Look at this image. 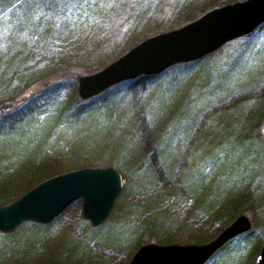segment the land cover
I'll list each match as a JSON object with an SVG mask.
<instances>
[{"label": "rangeland", "instance_id": "1", "mask_svg": "<svg viewBox=\"0 0 264 264\" xmlns=\"http://www.w3.org/2000/svg\"><path fill=\"white\" fill-rule=\"evenodd\" d=\"M243 1L0 0V144L18 152L0 157V206L42 172L112 165L123 180L100 226L77 200L0 232V264H127L143 244H205L240 214L254 241L241 234L225 263L205 264H250L264 245V22L198 60L78 94L79 77L140 42Z\"/></svg>", "mask_w": 264, "mask_h": 264}, {"label": "water", "instance_id": "2", "mask_svg": "<svg viewBox=\"0 0 264 264\" xmlns=\"http://www.w3.org/2000/svg\"><path fill=\"white\" fill-rule=\"evenodd\" d=\"M263 22L264 0H245L213 9L177 30L140 42L102 70L79 77L78 94L82 100H88L121 82L198 60L248 35ZM122 186V177L112 165L53 176L0 206V232H12L27 221L47 224L77 200L81 202L82 219L92 227L100 226L109 217ZM251 226L248 217L240 214L205 244H143L128 264H205ZM253 264H264V245Z\"/></svg>", "mask_w": 264, "mask_h": 264}, {"label": "trees", "instance_id": "3", "mask_svg": "<svg viewBox=\"0 0 264 264\" xmlns=\"http://www.w3.org/2000/svg\"><path fill=\"white\" fill-rule=\"evenodd\" d=\"M142 78V77H141ZM14 142L15 141H12V145L13 146H9L8 144H9V141L8 142H5L4 141V144L3 143H1L0 144V157H5L6 156V158H4V159H7V156L8 157H10V158H12L13 157V154L11 153L12 151H14L15 150V146H14ZM9 146V147H8ZM2 147H5V148H3L2 149ZM15 152L16 153H14V156H15V154L17 155L18 154V152H17V150H15ZM24 159H25V157L24 156H22ZM4 159H2V160H4ZM43 172L42 173H39V175H37V176H33L32 178H28V180L26 179V182H25V186H26V189H30L33 185H36V184H39V180H40V178H42L43 179ZM44 175H46V174H44ZM45 177V176H44ZM12 184V183H11ZM8 187V185L6 184V183H1V185H0V204L1 203H3L5 200H6V195H5V193H7V190H10V189H8L7 188ZM230 216V215H229ZM234 215H232L231 217H233ZM231 217H229L230 219H231ZM227 222H229V219H228V221ZM240 238L241 237H243V236H239ZM245 237L247 238V240L250 242V241H254V239H251V237H252V232H248V233H246V235H245ZM233 241V239L231 240V241H229L227 244H225L216 254H215V257H216V259H218V261H221L222 263H225L226 261V259H225V257L227 256V254L229 253V246L231 245V242ZM247 241V242H248ZM248 242V243H249ZM261 246H263V242H258L254 247H253V249L251 250V255L249 256L251 259H250V264L252 263V262H254V260H255V256L257 255V253H258V251H259V249H260V247ZM136 247H138V245H135V248Z\"/></svg>", "mask_w": 264, "mask_h": 264}]
</instances>
